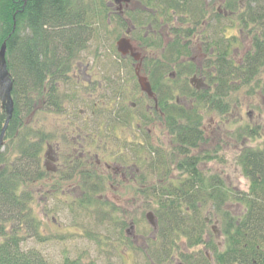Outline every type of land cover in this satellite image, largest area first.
<instances>
[{
    "label": "trees",
    "instance_id": "1",
    "mask_svg": "<svg viewBox=\"0 0 264 264\" xmlns=\"http://www.w3.org/2000/svg\"><path fill=\"white\" fill-rule=\"evenodd\" d=\"M104 2L0 0V45L5 41L13 100L0 148V264H52L39 250L23 245L27 238L43 236L31 214L33 196L28 186L46 177L41 165L43 150L59 132L56 125L41 126L27 117L40 119L54 113L64 116L66 123L77 113L69 108L75 110L80 101L62 92L60 80H68L69 66L85 48L93 22L103 18ZM248 5L249 20L241 26H258V33L251 35L249 51L236 63L222 48L206 51L207 62L214 67L213 78L207 83L210 88L195 92L191 108L175 104L170 134L174 137V165L181 173L178 182L162 192L151 186L143 189V206L153 208L157 221L155 238H150L143 250L157 264H171L174 258L176 264H264V127L253 128L246 122L232 135L229 132L241 146L234 159L247 180V189L229 186L219 175L199 168L202 160L221 162L218 149L213 155H192L193 148L209 143V133L201 129L205 112L216 114L218 125L228 129L226 116L234 109L232 95L242 87L264 91L257 78L264 66V0H251ZM189 54L175 50L174 60ZM2 110L0 105V131L6 119ZM247 138L256 144L247 146L243 141ZM89 201L101 205L97 198ZM204 212L217 223L218 238L207 231ZM201 244L204 252H183ZM62 264L95 263L65 257Z\"/></svg>",
    "mask_w": 264,
    "mask_h": 264
},
{
    "label": "flooded vegetation",
    "instance_id": "2",
    "mask_svg": "<svg viewBox=\"0 0 264 264\" xmlns=\"http://www.w3.org/2000/svg\"><path fill=\"white\" fill-rule=\"evenodd\" d=\"M249 1L105 0L102 16L120 31L113 45L116 59L97 70L92 61L69 66L70 76L81 84L92 104L88 110L69 108L77 113L66 123L56 124L59 133L41 160L51 176L43 180L59 184L54 191L64 197L74 200L78 195L81 205L95 195L100 200L127 193L130 207L123 205L134 211L141 210L142 178L160 192L172 187L174 137L170 133L175 104L191 108L192 96L209 89L207 83L213 78L214 67L206 59V51L212 53L213 46L204 38V27L218 18L234 21L239 17L242 28L249 20ZM233 27L239 29L236 23ZM118 41L129 49L118 53ZM181 49L195 50L200 58L187 55L174 60V51ZM180 66L192 69L182 72L177 69ZM138 76L147 79L152 96L140 89ZM105 203L114 212L118 208ZM129 225L137 226L133 220ZM131 237L136 238L133 232Z\"/></svg>",
    "mask_w": 264,
    "mask_h": 264
},
{
    "label": "rangeland",
    "instance_id": "3",
    "mask_svg": "<svg viewBox=\"0 0 264 264\" xmlns=\"http://www.w3.org/2000/svg\"><path fill=\"white\" fill-rule=\"evenodd\" d=\"M239 22H241L239 17L234 21L222 17L216 19L215 23L209 21L203 31L206 35L204 38L209 42V46L216 41L213 51L215 48H222L227 53V58L233 63L238 62L241 56L249 51L251 35L255 33L254 31L258 33L257 25L250 23L246 28H241ZM93 23L94 30L90 32L91 35L85 43V48L76 54L77 58L72 61L71 65L75 62L85 65L92 61L94 62L92 64L94 65V70H97L98 67L103 65L102 63H109L111 60L116 59L113 56L115 52L113 45L118 39L120 31L114 25L109 26L106 18H101L99 21ZM235 23L239 29H234L235 27L231 28V25ZM214 32L215 35L213 34ZM260 32H262L261 29ZM180 38L181 36H179ZM188 39L192 41L191 38ZM182 41L183 39L180 40V42ZM191 57L198 59L200 58V53L194 50L186 58ZM73 69L75 70L76 67H73ZM177 69H180L182 72L188 71L184 70L183 66ZM70 75L72 74H70L69 70L66 75L68 80H60L62 92L66 96H74L76 100L80 101L76 104V110L78 108L88 110V106L92 104V100L87 99V93L81 84L77 83L76 79ZM257 78L261 81L260 86L264 85V66H262V70ZM232 101L234 109L226 116L227 121L230 120L228 129L224 126L221 127V124L218 125L219 120L216 114L205 112L201 122L205 127L203 132L205 134L209 133V143L207 142L194 151L192 150V155L198 152L201 154L207 152L213 155L215 154V149H218L217 155L221 156L223 160L221 162L217 159L202 160L199 168H205L209 173L219 175L224 180V183L229 186H236L244 190L247 189V180L234 159L236 152H238L241 146L239 143L237 144L233 141L234 139L230 136L229 132L232 135L233 131L246 122L250 123V127L253 126V128L258 127L260 129L264 127V91L263 89L253 90L248 87H242L232 95ZM62 117L52 113L48 117L44 116L40 117V119L36 116L35 118L28 116L27 120L30 121L32 119V122H36L38 125L52 128V126H55L63 119ZM259 139L257 140L260 142ZM250 140L247 138L243 141L246 142L247 146L252 147L256 142L254 143L253 140ZM68 142L69 140L66 139L65 143ZM53 143L50 142V145ZM60 144L64 145L63 143ZM48 163L52 165L50 161ZM172 163L173 179H175L174 183H177L181 173L174 165L176 163L174 156ZM48 176L51 175L48 174L45 178H48ZM48 180L28 186V193L33 196L32 202L29 203L32 210L31 214L39 222V233L43 236L39 238H27L25 245H23L24 248L39 250L52 264H62L65 257L79 258L84 261L93 260L95 264H150L143 250L146 246L148 247L149 241L147 237L151 233L148 224L143 219L146 212L143 206V198H141V210L137 211H134L136 209L130 210L127 208L130 207L131 203L127 200L129 198L127 193L117 195V197H112V195H108V197L103 196L100 199V207L95 202L94 204L89 203L88 199L84 200L85 203L83 205H79L77 200L80 197L78 195H74V200L71 196L64 197L60 192L54 191V189L59 187V184L54 186L56 182ZM97 197L95 195L94 198ZM106 201L116 204L118 208L115 209V212L105 203ZM102 202L105 203L103 206ZM124 202L127 207H124ZM141 214L143 218H141ZM202 217L206 219L207 231L212 233V227L215 230L218 228L217 223L211 220L207 213L204 212ZM130 220H133L137 224L134 229H130L136 236L135 239L131 238V240L126 238V235H128L126 231ZM204 238L207 240L209 237L206 235ZM196 251L204 252V244L195 246L194 248L190 247L183 252L194 254ZM208 257L210 258V256ZM171 264H176L175 258Z\"/></svg>",
    "mask_w": 264,
    "mask_h": 264
},
{
    "label": "water",
    "instance_id": "4",
    "mask_svg": "<svg viewBox=\"0 0 264 264\" xmlns=\"http://www.w3.org/2000/svg\"><path fill=\"white\" fill-rule=\"evenodd\" d=\"M117 45H118V50L121 52H124L125 50L129 49V46L126 45L125 42L118 41ZM5 55H6V43L4 41L0 46V101H1V107L2 109H4L3 111H5L6 113V119L0 131V147L3 143L2 141L5 133L4 131H6L7 124L10 121L13 112V100H11L12 81L11 79H9L10 76L6 65ZM135 57H137L136 54ZM137 83H139V86L143 92L147 93L149 96L152 95L149 83H147L145 78L143 79V77H138ZM146 219L149 222V224L153 228H155L156 223L152 213H147Z\"/></svg>",
    "mask_w": 264,
    "mask_h": 264
}]
</instances>
